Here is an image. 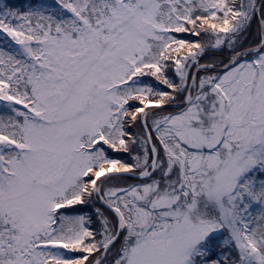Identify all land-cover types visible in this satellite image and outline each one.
<instances>
[{"label":"snow or ice","instance_id":"obj_1","mask_svg":"<svg viewBox=\"0 0 264 264\" xmlns=\"http://www.w3.org/2000/svg\"><path fill=\"white\" fill-rule=\"evenodd\" d=\"M0 264H264V0H0Z\"/></svg>","mask_w":264,"mask_h":264}]
</instances>
